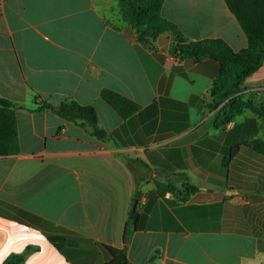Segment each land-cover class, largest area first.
<instances>
[{
  "label": "crops",
  "instance_id": "obj_1",
  "mask_svg": "<svg viewBox=\"0 0 264 264\" xmlns=\"http://www.w3.org/2000/svg\"><path fill=\"white\" fill-rule=\"evenodd\" d=\"M186 42L248 40L224 0H164ZM117 0H0V96L16 107L20 151L0 156V264H106L100 246L131 264H264V163L236 145L261 139L264 120L215 128L208 113L219 63L181 59L169 32L144 44ZM171 36V37H170ZM243 97L264 93V64ZM110 89L140 105L123 119ZM94 106L106 141L48 105ZM197 188L182 202L170 190ZM137 226L124 241L130 203ZM76 246L56 247L50 236Z\"/></svg>",
  "mask_w": 264,
  "mask_h": 264
},
{
  "label": "trees",
  "instance_id": "obj_2",
  "mask_svg": "<svg viewBox=\"0 0 264 264\" xmlns=\"http://www.w3.org/2000/svg\"><path fill=\"white\" fill-rule=\"evenodd\" d=\"M123 21L127 23L126 31L135 35L137 40L144 38L158 39L169 32L176 42L174 53L181 59L201 60L210 58L220 65V71L210 90V101L207 103L208 112H213L212 122L215 128H225L229 123L238 119L250 109L249 103L239 98L238 94L244 88L247 78L257 72L264 64V0H224L230 12L237 19L245 33L248 46L235 52L222 39H207L186 42L181 30L175 23L164 18L161 14L164 0H117ZM139 34V36H137ZM102 99L108 103L123 119L135 114L140 105L122 94L110 89L101 92ZM55 109L64 119L79 121L82 126L89 125L92 133L100 140L106 141L108 134L98 126V113L94 106L82 105L69 100L57 106L48 105ZM15 105L0 96V156L19 153L20 144ZM249 150L251 157L264 163V140L252 139L236 145L226 163L241 151ZM177 190L178 199L182 202L190 199L197 188L186 182ZM137 216L127 222L124 241L127 243L137 226ZM50 241L58 248L76 244L66 236H50ZM111 257L106 264H131L125 249H117L109 245H100ZM36 250L28 246L21 254L10 255L4 264H23L26 255Z\"/></svg>",
  "mask_w": 264,
  "mask_h": 264
},
{
  "label": "rangeland",
  "instance_id": "obj_3",
  "mask_svg": "<svg viewBox=\"0 0 264 264\" xmlns=\"http://www.w3.org/2000/svg\"><path fill=\"white\" fill-rule=\"evenodd\" d=\"M137 36H139V34ZM170 39L174 41V39L172 37ZM138 41L141 42V43H144V44H152V43L157 42L156 39H151L149 37L144 38L143 40H138ZM174 44H175V41H174ZM175 46L176 45H174V49H175ZM243 87L244 88L242 89V91L246 87L245 83H244ZM242 91L239 92V94H238L239 98L242 99L245 102H248L249 106H250V109L247 110L243 115H248V116L256 115L259 119L264 120V93H262V92H253L252 94H250L249 97L244 98L243 94H242ZM208 113H212V112H208ZM258 137H260L261 139L264 140V135H258Z\"/></svg>",
  "mask_w": 264,
  "mask_h": 264
},
{
  "label": "water",
  "instance_id": "obj_4",
  "mask_svg": "<svg viewBox=\"0 0 264 264\" xmlns=\"http://www.w3.org/2000/svg\"><path fill=\"white\" fill-rule=\"evenodd\" d=\"M137 203H138V198L137 197L133 198L129 207V213H128L129 218H132L134 216Z\"/></svg>",
  "mask_w": 264,
  "mask_h": 264
}]
</instances>
